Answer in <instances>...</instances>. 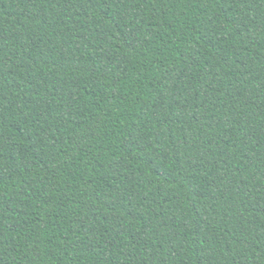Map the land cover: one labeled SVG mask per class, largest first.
Instances as JSON below:
<instances>
[{"label":"trees","instance_id":"trees-1","mask_svg":"<svg viewBox=\"0 0 264 264\" xmlns=\"http://www.w3.org/2000/svg\"><path fill=\"white\" fill-rule=\"evenodd\" d=\"M0 264H264V0H0Z\"/></svg>","mask_w":264,"mask_h":264}]
</instances>
